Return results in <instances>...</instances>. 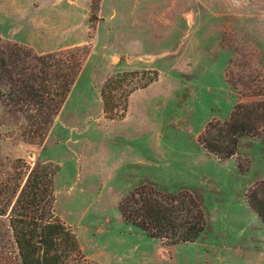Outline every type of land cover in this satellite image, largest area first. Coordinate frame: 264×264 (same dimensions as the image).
I'll use <instances>...</instances> for the list:
<instances>
[{"label": "rangeland", "instance_id": "obj_1", "mask_svg": "<svg viewBox=\"0 0 264 264\" xmlns=\"http://www.w3.org/2000/svg\"><path fill=\"white\" fill-rule=\"evenodd\" d=\"M13 43L86 55L43 140L24 136L25 119L0 103V187L17 159L53 165L54 214L96 264H264L248 203L264 181V0H0V44ZM123 71L156 77L109 118L101 88ZM236 110L263 118L220 158L199 136ZM142 183L195 194L200 234L170 244L127 221L119 202ZM8 239L0 264H20Z\"/></svg>", "mask_w": 264, "mask_h": 264}, {"label": "trees", "instance_id": "obj_2", "mask_svg": "<svg viewBox=\"0 0 264 264\" xmlns=\"http://www.w3.org/2000/svg\"><path fill=\"white\" fill-rule=\"evenodd\" d=\"M85 55L79 46L35 54L16 43L0 44V103L6 112L25 119L24 136L30 141L45 137L81 71ZM137 74L123 71L106 79L101 100L107 117L121 116L130 94L156 77L153 72L140 81ZM260 108L264 113V107ZM260 114L262 111H256L249 117L236 110L230 120L210 123L199 141L220 158L229 157L235 153L238 139L253 129L254 121L261 120ZM13 169L10 179L0 187V217H7L4 227L0 220V241L11 239L20 264H96L82 254L75 234L54 214V166L42 162L30 166L17 159ZM9 188L8 200L5 194ZM248 203L261 221L264 240V181L250 189ZM118 207L127 221L148 236L170 244L193 241L204 229L200 200L187 190L164 192L142 183L126 194Z\"/></svg>", "mask_w": 264, "mask_h": 264}]
</instances>
